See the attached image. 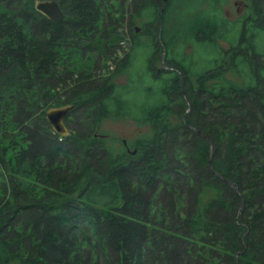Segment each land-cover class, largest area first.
I'll return each mask as SVG.
<instances>
[{
	"label": "trees",
	"instance_id": "1",
	"mask_svg": "<svg viewBox=\"0 0 264 264\" xmlns=\"http://www.w3.org/2000/svg\"><path fill=\"white\" fill-rule=\"evenodd\" d=\"M58 1L61 19L34 0H0V264H264V0H250L258 30H240L196 77L171 54L179 31L168 38L165 20L176 0L161 31L164 0H116L117 8ZM126 3L133 16L153 14L144 22L149 69L155 78L168 73L164 99L137 117L150 133L134 152L96 134L105 117L130 112L112 76L129 66L132 50L103 77L78 60L90 47L106 61L120 49L108 50V38L122 40L116 23ZM197 13L184 35L215 42L220 24ZM131 29L132 49L141 32ZM164 45L175 68L156 67ZM227 72L247 77L228 80ZM67 103L71 133L61 136L46 110ZM204 134L214 143L212 167Z\"/></svg>",
	"mask_w": 264,
	"mask_h": 264
},
{
	"label": "rangeland",
	"instance_id": "2",
	"mask_svg": "<svg viewBox=\"0 0 264 264\" xmlns=\"http://www.w3.org/2000/svg\"><path fill=\"white\" fill-rule=\"evenodd\" d=\"M245 1L247 0H176L174 2L175 6L169 10L165 20L166 29L170 31L168 38L173 35L172 30L179 31L177 38L174 37L173 39L171 36V39H169L172 49L171 54L191 63L193 77L208 68L214 67L216 63L214 60L221 57L222 49L237 41L239 31L243 28L242 20L249 11L245 6ZM109 6L117 8L118 3L116 0H110ZM130 10L126 3L124 9L119 11L123 16L116 23V27L121 32L122 40L119 43L117 41L115 43L114 39L112 40L113 37L108 38L110 40L108 50H111L116 45L120 48L118 51L116 49L112 51L113 57L106 61V57L100 54V47L95 46L85 50L83 56L78 58L80 63L85 66V69L89 71H95L96 66H98L96 74L103 77L109 73L112 67L116 66L115 56L118 59L124 51L132 50L129 66L112 76V79L117 82L116 90L126 99L130 112L118 116L105 117L101 120L96 131L97 135L106 134L113 143L115 151L128 149L129 147L134 149L137 138L150 133V124L146 121L138 120L137 117L141 118L144 115L143 109L146 106L158 103L164 99L165 95L161 91V86L164 79L168 76V73H163L162 77L155 78L149 69L148 63L153 51V45L150 34L144 31V22L150 20L153 14L150 11L145 13L143 17L133 16ZM197 12L202 15L207 14L211 18L209 21L216 19V23L220 24V30L223 28L220 37L215 42H200L184 35V30H195L191 26V17L196 16ZM130 18L133 19L132 23H130ZM107 22L103 26H106ZM111 26H114V24ZM131 26H138L137 32H141L139 35L141 43L135 45L132 49L134 29H131ZM103 33L107 36L110 35L108 30H104ZM97 39L99 38L97 37ZM260 40L263 41L262 38ZM260 44L264 46V43L260 42ZM68 60L58 63V69L60 70V68L64 67ZM105 61L109 65L106 66ZM156 67H163L161 59L157 60ZM241 74L239 75L238 72L237 74L235 72H227L225 79L242 81L247 76ZM171 118L178 120L176 115H172Z\"/></svg>",
	"mask_w": 264,
	"mask_h": 264
},
{
	"label": "water",
	"instance_id": "3",
	"mask_svg": "<svg viewBox=\"0 0 264 264\" xmlns=\"http://www.w3.org/2000/svg\"><path fill=\"white\" fill-rule=\"evenodd\" d=\"M169 0H164V5L162 6L161 9V14H160V31L163 28V21H162V13L165 10ZM35 7L37 10L48 16L49 18L52 19H61L64 16V12L60 6V3L58 0H34ZM138 29V26H137ZM160 40H162L161 35L159 36ZM166 58V45L163 46V54H162V65L163 67H166L167 64L165 62ZM183 81V74H181V82ZM74 107V104L72 103H67L63 105H58V106H51L46 110V116L50 124L52 125L54 131L61 136H65L71 133V128L66 124L64 118L68 114V112ZM190 109V106L188 107L187 110ZM206 138L209 139L210 141V158H209V163L212 167V151L214 147L213 141L206 135L204 134ZM126 141V140H125ZM131 150V149H130ZM136 151V148L133 150V152Z\"/></svg>",
	"mask_w": 264,
	"mask_h": 264
},
{
	"label": "flooded vegetation",
	"instance_id": "4",
	"mask_svg": "<svg viewBox=\"0 0 264 264\" xmlns=\"http://www.w3.org/2000/svg\"><path fill=\"white\" fill-rule=\"evenodd\" d=\"M245 6L248 8V14L246 15V16H244V18H243V20H242V30H258V28H257V25L256 24H254L253 22H252V20H250V18H251V6H250V0H247V1H245ZM245 18L249 21V22H244V20H245ZM252 25H254V26H252ZM223 29V28H222ZM221 29V30H222ZM216 30H220V27H218V28H216ZM68 58H69V52H67L66 53V59H65V61L66 60H68ZM57 60V59H56ZM164 68H170V69H172V68H175L174 66H170V65H167L166 67H164ZM66 118V117H65ZM65 118H64V120H65ZM65 122H66V120H65ZM67 124V123H66ZM129 147V146H128ZM128 150H130V147L128 148Z\"/></svg>",
	"mask_w": 264,
	"mask_h": 264
}]
</instances>
